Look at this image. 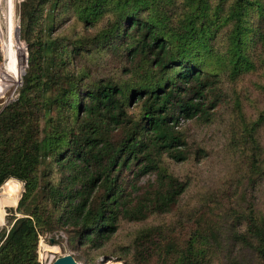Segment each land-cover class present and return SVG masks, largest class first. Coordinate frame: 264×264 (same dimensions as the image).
Here are the masks:
<instances>
[{
  "label": "trees",
  "instance_id": "obj_1",
  "mask_svg": "<svg viewBox=\"0 0 264 264\" xmlns=\"http://www.w3.org/2000/svg\"><path fill=\"white\" fill-rule=\"evenodd\" d=\"M20 25L28 66L0 112V187L23 184L21 216L0 231V264H40L39 237L59 229L125 264H264V108L241 95L264 94V0H21ZM222 107L235 165L180 204L178 124Z\"/></svg>",
  "mask_w": 264,
  "mask_h": 264
},
{
  "label": "rangeland",
  "instance_id": "obj_2",
  "mask_svg": "<svg viewBox=\"0 0 264 264\" xmlns=\"http://www.w3.org/2000/svg\"><path fill=\"white\" fill-rule=\"evenodd\" d=\"M0 15L1 21L4 24L6 18L10 15L12 18L13 44L16 51V59L18 65V83L6 89V85L10 82L7 77V58L6 49L2 45L0 38V111L9 103L14 102L18 97V90L22 85V73L24 67L28 66V44L22 38L20 25V3L21 0H0ZM6 14V18L3 16ZM19 30L20 39L15 38L16 30ZM27 59V62L25 63ZM113 60L106 63H96L93 65L94 73L97 77L110 75L112 72ZM115 62V61H113ZM91 64V63H90ZM92 65V64H91ZM25 68V69H26ZM3 76V77H2ZM2 79V80H1ZM21 83V84H20ZM5 91V92H4ZM4 92V93H3ZM3 93V94H2ZM2 94V95H1ZM242 97L251 100L257 99L260 109L264 108V94L260 96L252 88L241 93ZM257 104V103H255ZM263 111V110H260ZM231 118L227 110L222 107L217 111L213 121L205 124L199 121L180 120L177 129L182 130L185 135L186 142L191 149L189 159L183 163L171 164L170 170L183 181H187L189 186L183 195L180 204L196 203L197 194L207 191L208 188H216L229 174L232 167L235 165L236 158L229 153L227 149L228 124ZM197 149H202L204 154L202 158H198L194 153ZM55 177H58L56 175ZM6 184L14 185L18 188L19 197L23 192V184L15 179H10L0 187V201L6 188ZM258 205L264 210V181L261 186ZM17 203L13 206H3L0 203V231L8 229V222L12 215L15 214ZM135 226L132 224L124 226L119 234L114 238L109 251H114L115 245L124 242L129 235L134 231ZM42 237V243L39 246L38 242V260L40 264H51L55 259L64 255H71L78 264H125L124 261H119L120 255H106L103 250L89 251L85 248H79L76 245L70 244V238L67 230H56L52 233L45 234ZM108 251V250H107ZM217 264H227L225 255H221Z\"/></svg>",
  "mask_w": 264,
  "mask_h": 264
},
{
  "label": "bare ground",
  "instance_id": "obj_3",
  "mask_svg": "<svg viewBox=\"0 0 264 264\" xmlns=\"http://www.w3.org/2000/svg\"><path fill=\"white\" fill-rule=\"evenodd\" d=\"M3 16L6 18V14H3ZM6 19L7 21L5 20V23L3 24L0 15V38L2 40L3 47L6 49L5 51L7 58L6 73H7V77L10 80V82L6 85V89H7L10 86L15 87V85L18 83V65L16 59V51L14 49V44H13L12 18L9 15L8 18ZM5 187L6 188L4 189L5 191L3 193L0 203L3 206L6 205L14 206L17 203L19 197V192L17 190L18 188H16L12 184H10L9 186L6 184Z\"/></svg>",
  "mask_w": 264,
  "mask_h": 264
},
{
  "label": "water",
  "instance_id": "obj_4",
  "mask_svg": "<svg viewBox=\"0 0 264 264\" xmlns=\"http://www.w3.org/2000/svg\"><path fill=\"white\" fill-rule=\"evenodd\" d=\"M15 38L16 40L18 41L20 39V36H19V30L17 29L16 32H15ZM27 62V59L25 61V63ZM25 68L26 66L24 67L23 69V73L22 75L25 74ZM21 84V83H20ZM3 109V108H2ZM1 109V110H2ZM1 112V111H0ZM51 264H78L76 262V260L69 254L67 255H64V256H61V257H58L57 259H55Z\"/></svg>",
  "mask_w": 264,
  "mask_h": 264
},
{
  "label": "built area",
  "instance_id": "obj_5",
  "mask_svg": "<svg viewBox=\"0 0 264 264\" xmlns=\"http://www.w3.org/2000/svg\"><path fill=\"white\" fill-rule=\"evenodd\" d=\"M42 237H39V246H40V244L42 243Z\"/></svg>",
  "mask_w": 264,
  "mask_h": 264
}]
</instances>
